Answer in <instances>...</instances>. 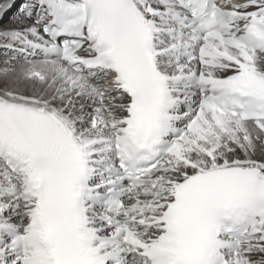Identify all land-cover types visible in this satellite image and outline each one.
<instances>
[{"label": "snow or ice", "instance_id": "snow-or-ice-1", "mask_svg": "<svg viewBox=\"0 0 264 264\" xmlns=\"http://www.w3.org/2000/svg\"><path fill=\"white\" fill-rule=\"evenodd\" d=\"M0 264H264V0H0Z\"/></svg>", "mask_w": 264, "mask_h": 264}]
</instances>
